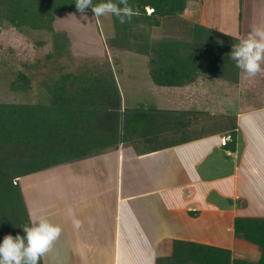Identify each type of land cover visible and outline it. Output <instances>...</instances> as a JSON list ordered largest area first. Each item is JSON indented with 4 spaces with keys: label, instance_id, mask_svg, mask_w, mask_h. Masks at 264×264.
Instances as JSON below:
<instances>
[{
    "label": "trees",
    "instance_id": "obj_1",
    "mask_svg": "<svg viewBox=\"0 0 264 264\" xmlns=\"http://www.w3.org/2000/svg\"><path fill=\"white\" fill-rule=\"evenodd\" d=\"M101 2L105 0H92V5ZM75 3L0 0V30L10 27L24 36L49 33L51 42V50L31 62L36 71L30 72L26 63L18 67L6 63L1 72V94L15 100H0V242L8 234L23 236V227L30 224L20 186L26 176L119 147L145 155L223 131L228 137L224 150H234L235 116L230 120L153 105L125 108L107 57L76 59L67 33L53 27L58 13L80 12ZM128 4L138 15L121 24L110 14L113 34L106 44L146 57L155 86L182 87L207 75L227 77L234 65L228 58L238 41L183 18L189 6L200 8L202 0H128ZM154 27L164 33L158 40L152 38ZM233 236L254 247L256 261L235 258L223 248L174 241L171 255L157 258L155 264H264V218H235Z\"/></svg>",
    "mask_w": 264,
    "mask_h": 264
},
{
    "label": "crops",
    "instance_id": "obj_2",
    "mask_svg": "<svg viewBox=\"0 0 264 264\" xmlns=\"http://www.w3.org/2000/svg\"><path fill=\"white\" fill-rule=\"evenodd\" d=\"M203 1L200 8L189 6L183 18L237 41L252 25L264 24V0H252L256 7L248 9L245 18L239 1L229 4V28L224 29L207 18ZM159 28L152 29L154 40L161 38L162 34L155 38L154 29ZM140 57L148 72L147 58ZM233 62L225 78L207 75L182 87L155 86L172 89L167 95L177 102L175 108L158 109L235 116L233 151L224 150L228 137L223 131L145 155L119 147L20 179L37 181L29 201L20 183L28 213L46 215L62 229L41 257L43 264H155L157 258L171 255L174 241L223 248L235 258L257 260L252 245L235 241L233 221L264 218V73L247 78ZM219 105L224 112H216ZM215 150L222 152L230 170L219 167L212 179L207 163ZM213 193L229 202L216 203L210 199ZM69 207L79 227L68 215Z\"/></svg>",
    "mask_w": 264,
    "mask_h": 264
},
{
    "label": "rangeland",
    "instance_id": "obj_3",
    "mask_svg": "<svg viewBox=\"0 0 264 264\" xmlns=\"http://www.w3.org/2000/svg\"><path fill=\"white\" fill-rule=\"evenodd\" d=\"M235 1H239L240 8L239 5L238 8L244 18L249 13L248 9H252L255 6L252 0H204L207 18H211L212 23L218 25L219 28L224 29L226 26L229 28V24L225 23V19L231 13L229 12V4ZM147 13H150V10ZM242 21L240 18V23ZM53 27L56 31H65L67 33L70 41V51L76 59L87 57L104 59L105 56L107 57L114 75L118 78V86L124 106L134 103L135 107L138 104H142L143 107L153 105L156 108H175L177 102L174 96L167 95L173 90L170 88H157L152 84L148 72L144 69V60L140 56L129 52L115 51L107 47L106 41L113 34L110 14L96 17L92 11L62 12L56 15ZM154 32L156 34L155 38L158 39L163 30L161 28L154 29ZM39 42L42 43L38 44ZM224 43L226 44L227 41H224ZM50 50L49 33L40 34L33 32L24 36L18 34L10 27L0 30V76H3L1 72L5 68L6 63L17 67L22 65V63H26L30 72L36 71V67H30L31 62L42 59ZM132 94H135V96H132ZM218 98L219 101L222 100L221 96ZM0 100L14 101L15 98L3 96L0 89ZM215 104H217V101ZM218 107V109L215 108L216 112H224L223 108L225 107H222V105ZM230 160L232 161V159ZM228 163L227 160H223L222 152L215 150L208 158L207 163L210 167V178L213 179L215 177V171L219 167L224 172L225 170L229 171L230 163ZM212 168L213 170H211ZM36 182L32 178L20 181L23 191L26 192V194H23H25L28 201L31 197L30 189L36 185ZM210 199L220 203L222 206L229 202L218 198L216 193H213Z\"/></svg>",
    "mask_w": 264,
    "mask_h": 264
},
{
    "label": "clouds",
    "instance_id": "obj_4",
    "mask_svg": "<svg viewBox=\"0 0 264 264\" xmlns=\"http://www.w3.org/2000/svg\"><path fill=\"white\" fill-rule=\"evenodd\" d=\"M75 6L83 12L87 8L96 17L105 14L116 16L121 24L130 21L133 15H138L129 4L128 0H113L92 5V0H76ZM231 60L247 78H254L264 73V24L252 25L249 32L238 39L230 53ZM72 217L75 227H79V221L75 219L71 207L67 209ZM30 224L23 227L24 235L17 234L15 237L5 235L0 242V264H39V260L52 247L53 243L61 235V227L54 224L46 215L29 214Z\"/></svg>",
    "mask_w": 264,
    "mask_h": 264
}]
</instances>
